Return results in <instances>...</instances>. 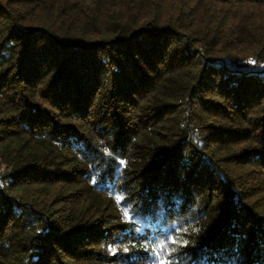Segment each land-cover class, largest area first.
<instances>
[{
	"label": "trees",
	"instance_id": "1",
	"mask_svg": "<svg viewBox=\"0 0 264 264\" xmlns=\"http://www.w3.org/2000/svg\"><path fill=\"white\" fill-rule=\"evenodd\" d=\"M160 241L264 264V0H0V264Z\"/></svg>",
	"mask_w": 264,
	"mask_h": 264
},
{
	"label": "snow or ice",
	"instance_id": "2",
	"mask_svg": "<svg viewBox=\"0 0 264 264\" xmlns=\"http://www.w3.org/2000/svg\"><path fill=\"white\" fill-rule=\"evenodd\" d=\"M249 64H257V61L254 60H249L248 61ZM121 163H123V161H121ZM123 194H118L116 196L117 202L119 203L121 200H123ZM124 216L128 219H133L134 217L132 215H130L129 211L127 209L124 210ZM171 243L173 245L179 244L180 246H188L189 245V241L186 239H182V238H178V239H172ZM147 246H145L146 248ZM159 248L160 250L157 251L156 249ZM125 252H127L129 249L128 247H124L123 249ZM153 252L155 253L156 256V264H172V261L170 259H168L167 257L170 256V253L168 252V246L166 243H164L163 241L158 242L154 247H153ZM112 253L115 254L116 253V249L112 248L111 249ZM176 249H172V252H175Z\"/></svg>",
	"mask_w": 264,
	"mask_h": 264
}]
</instances>
